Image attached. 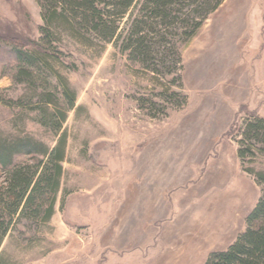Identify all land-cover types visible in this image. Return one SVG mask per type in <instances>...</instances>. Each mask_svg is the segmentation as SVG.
Masks as SVG:
<instances>
[{"label":"rangeland","instance_id":"374dc122","mask_svg":"<svg viewBox=\"0 0 264 264\" xmlns=\"http://www.w3.org/2000/svg\"><path fill=\"white\" fill-rule=\"evenodd\" d=\"M40 25L35 0H0V133L52 147L36 106L9 103L42 92L16 79L12 53L34 48ZM90 44L54 43L61 65L46 77L76 96L55 213L41 228L20 222L0 253L12 264H203L264 189L244 169L264 171V156L241 165L236 154L244 120L264 118V0H225L193 38L169 43L179 63L158 73Z\"/></svg>","mask_w":264,"mask_h":264},{"label":"trees","instance_id":"16d2710c","mask_svg":"<svg viewBox=\"0 0 264 264\" xmlns=\"http://www.w3.org/2000/svg\"><path fill=\"white\" fill-rule=\"evenodd\" d=\"M35 1L42 19L39 41L31 50L14 47L12 53L16 79L23 77L31 90L40 88L42 92L9 103L35 105L40 123L52 129L56 142L50 147L30 134L0 133V246L9 231H18L20 222L41 228L55 213L67 137L62 125L67 111L75 107L76 96L60 78L55 89L46 80L56 73L54 64L61 65L62 52L53 44L69 37L90 46L94 39L102 45L111 44L128 59L152 66L158 73L156 67L165 68L170 57L179 63L178 51L169 43L193 38L225 0ZM182 102L177 105H184ZM237 135L236 154L241 165L245 160L252 163L257 155L264 156L263 117L252 115L244 120ZM19 157L27 159L17 161ZM244 169L264 186V171ZM245 223L243 231L224 250L211 251L203 264H264V189ZM0 264H12L3 252Z\"/></svg>","mask_w":264,"mask_h":264}]
</instances>
